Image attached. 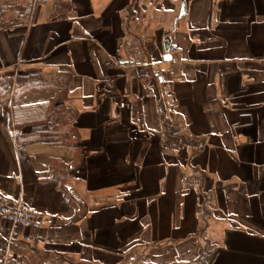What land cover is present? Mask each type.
Instances as JSON below:
<instances>
[{"label":"crops","instance_id":"obj_1","mask_svg":"<svg viewBox=\"0 0 264 264\" xmlns=\"http://www.w3.org/2000/svg\"><path fill=\"white\" fill-rule=\"evenodd\" d=\"M54 2L0 29V78H70L0 98L41 223L0 216V264H264V0Z\"/></svg>","mask_w":264,"mask_h":264},{"label":"trees","instance_id":"obj_2","mask_svg":"<svg viewBox=\"0 0 264 264\" xmlns=\"http://www.w3.org/2000/svg\"><path fill=\"white\" fill-rule=\"evenodd\" d=\"M41 1L45 0H28L27 2L20 0H0V29H8L29 22L34 18L37 6ZM54 4L55 7L57 4H59V7L57 5L56 8V13H58L61 12L62 7H67L70 2L69 0H55ZM69 80V76L50 80L41 74H20L16 77H1L0 98L2 100H9L11 96H14L15 100H21L30 92L42 89L44 87H49L51 84H55L53 82H59L60 85L65 87ZM171 131L174 132L175 130ZM57 163L58 162H55V164ZM72 167L73 165H68L66 167V172L64 171V173L67 175ZM203 261L205 262L204 256H202V262Z\"/></svg>","mask_w":264,"mask_h":264},{"label":"built area","instance_id":"obj_3","mask_svg":"<svg viewBox=\"0 0 264 264\" xmlns=\"http://www.w3.org/2000/svg\"><path fill=\"white\" fill-rule=\"evenodd\" d=\"M176 49V47H173ZM0 216L14 226L40 227L35 210L25 205L22 201L16 200L0 192Z\"/></svg>","mask_w":264,"mask_h":264},{"label":"water","instance_id":"obj_4","mask_svg":"<svg viewBox=\"0 0 264 264\" xmlns=\"http://www.w3.org/2000/svg\"><path fill=\"white\" fill-rule=\"evenodd\" d=\"M184 14H185V3L182 4L181 16H183ZM171 47H172L171 41L170 39H168L165 43L166 54L164 57L167 61H171L173 59V55L170 53Z\"/></svg>","mask_w":264,"mask_h":264},{"label":"rangeland","instance_id":"obj_5","mask_svg":"<svg viewBox=\"0 0 264 264\" xmlns=\"http://www.w3.org/2000/svg\"><path fill=\"white\" fill-rule=\"evenodd\" d=\"M15 1H17V0H15ZM20 1H23V2H27L28 0H20ZM176 44L177 45H181V46H184L183 44H184V41L182 40V42L181 41H179V42H176ZM153 254H155V255H157L156 253L157 252H152ZM169 252L167 251V252H165V254H164V256H163V258L165 259H169V261H171L173 258H171V256L173 257V256H175V253H172V255L170 256L169 254H168ZM183 257V256H182ZM155 262H158V261H155ZM154 263V262H153ZM149 264H152V262H150Z\"/></svg>","mask_w":264,"mask_h":264}]
</instances>
